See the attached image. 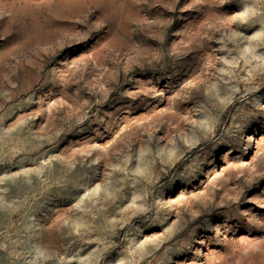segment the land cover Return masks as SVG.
Returning a JSON list of instances; mask_svg holds the SVG:
<instances>
[{
    "label": "rangeland",
    "instance_id": "obj_1",
    "mask_svg": "<svg viewBox=\"0 0 264 264\" xmlns=\"http://www.w3.org/2000/svg\"><path fill=\"white\" fill-rule=\"evenodd\" d=\"M0 264H264V0H0Z\"/></svg>",
    "mask_w": 264,
    "mask_h": 264
}]
</instances>
